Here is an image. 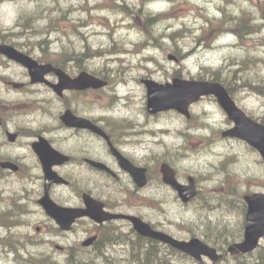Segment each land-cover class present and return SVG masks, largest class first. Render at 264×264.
Wrapping results in <instances>:
<instances>
[{"label":"rangeland","instance_id":"rangeland-1","mask_svg":"<svg viewBox=\"0 0 264 264\" xmlns=\"http://www.w3.org/2000/svg\"><path fill=\"white\" fill-rule=\"evenodd\" d=\"M115 2L122 4V11L119 13L114 12ZM98 5L111 11L100 10L96 8ZM222 7L235 15H239L242 10L251 11L256 23H264V0H3L0 2V34L10 37L13 42L19 41L27 45L26 49L31 50L30 54L33 56H65L61 54L63 49L72 54L76 47V51L82 52L83 59L78 64H70V69L80 64L90 67V70L109 71L106 76L111 79L112 85L104 91L97 104L98 114L115 116L116 107L126 104L129 109L123 113L117 110L120 114L116 117H130L134 126L140 130L139 135H132V139L128 140L131 152L135 153L137 158L152 156L151 168H158L165 158L171 159L180 175H194L203 189L199 201L195 204L183 206L175 200L168 204L155 201L150 208L140 209L141 212L156 224L163 222V229L178 238L189 239L196 236L210 244L219 245V249L221 246L220 251L225 254L219 264H239V261L255 264L254 261L258 258L252 255L257 250L252 254L235 256L236 253L229 252L228 249L232 244L233 235L243 232L244 215L240 197L247 191H264L262 157L240 140L223 139L221 132L230 126V121L214 98L206 97L194 104L191 107V119L176 110L162 111L150 116L145 111L147 89L141 81L144 77H150L165 83L176 76L211 80L212 70L221 68L223 75L231 76L232 85L229 88L238 104L248 114L261 119L264 116V97L252 92L242 81L247 75L250 76L254 61L257 66L252 71V77L250 76L251 83L264 77V28L249 35L245 44H241L234 35L228 36L224 32L215 35V32L204 29L208 24L207 17L215 18L214 20L222 17ZM130 8L139 11L136 18L140 21H143L144 14L150 18L158 12L171 10V14L170 18H157L152 21L149 33L144 35L132 27L135 12L129 13ZM36 10L42 11V19L39 21L41 32H35L33 37V31L26 30L18 38L17 31L25 27V19L31 21V17H36L31 16ZM23 11L34 12L29 15ZM17 26H21V29ZM155 33L160 34L163 41L159 40V43H162L165 50L153 46L150 38ZM203 33L209 36L207 41L199 39ZM29 37L33 42L28 40ZM145 40L149 45L144 46L141 43ZM26 49L22 50L28 52ZM100 49L106 54L99 51ZM91 50L100 58L93 59ZM118 50L119 53L109 54ZM175 51L183 54L189 51L190 55L179 63L168 57L169 54H176ZM150 56L155 59L147 60ZM88 57L92 59H87ZM23 70L20 65L0 58V75L21 74ZM234 71H237L236 75ZM6 89L0 82L2 98L11 99L10 96H16L26 99L24 106L18 105L12 109L18 113L10 123V129L16 131L17 126L22 124L37 130L42 129L43 134L55 137L57 145L67 151L90 144V137H80L82 134H74L71 129L52 128V125L58 126L57 119L60 111H63L59 104L60 98L56 94H46V102L35 106L31 100L38 98L39 94L27 91H11L8 94ZM117 93L118 98L115 95ZM91 96L93 97V93ZM114 100V106L108 108ZM21 111L25 113L22 114ZM145 127L155 132L145 133ZM163 130L168 132H159ZM177 130L183 132L178 138L174 134ZM33 139L24 137L20 143L5 144L2 153L23 154L26 161L30 162V156L27 157V142ZM96 144L101 150L100 143ZM182 147H188L187 151L180 150L186 154L182 159L176 153H167L171 148ZM73 169L72 165L64 167L68 174L79 176L80 172H69ZM4 174V180L0 183V237L8 233L16 235V243L19 244L16 251L34 255V260L30 257L22 264H76L73 262V252L79 259L77 252L70 250V254H66L55 245L68 247L69 244H80L86 237L83 235L85 224H79L69 234H50L48 229L51 228L52 222L45 219L34 198L38 188L35 181L40 172L32 170L21 174ZM156 183L153 182L152 186H156ZM160 190L170 198V193L165 188ZM56 192L63 200H69V203L71 199H76L69 188L59 187ZM44 222L50 226L46 228ZM11 225L13 226L9 229ZM19 235L24 242L31 241L34 245L22 244ZM239 239L238 237L236 241ZM12 246L11 242L10 246L0 248L4 252H0V264H20L14 259V255H10ZM114 255L124 259L128 253L114 251ZM8 256H13V260L8 259ZM173 261L178 264H197L196 261L180 256H173ZM206 261L210 264V260ZM113 264L120 263L116 261Z\"/></svg>","mask_w":264,"mask_h":264},{"label":"flooded vegetation","instance_id":"flooded-vegetation-1","mask_svg":"<svg viewBox=\"0 0 264 264\" xmlns=\"http://www.w3.org/2000/svg\"><path fill=\"white\" fill-rule=\"evenodd\" d=\"M0 58H4L3 56H0ZM5 59V58H4ZM7 60V59H5ZM11 61V60H10ZM17 65L18 63L11 61ZM23 72L21 74H2V79L0 78V82L2 85H5L7 87V92L10 94L11 91L15 92H22L27 91L28 93L32 94H39V98L41 99H33L37 101H32L31 103H45L47 98H45V95L48 93H53L55 95V92L50 87V84L48 83H41V84H31V79L29 76V73L26 68H24ZM77 72L71 73L72 75H76ZM47 78H49L51 81H56L58 79L57 75L53 72L47 75ZM22 81L25 82V86L22 88H15L12 83L13 81ZM93 93V97L91 94ZM104 89L102 88H88L85 90H66L61 96L59 104L63 109H68L70 112H75L78 115H81V117H85L86 120L90 121L94 126L97 128H101L105 134H107L113 145L116 146V148L123 153L126 157L129 158L130 162H132L135 165L143 166L146 168V177H147V183L144 186H139L134 179L132 178L131 174L128 173V171L124 170L119 162V159L117 156H115L112 152V149L110 147L109 142L104 138V136L97 134L95 132H92L88 129L86 130H80V129H72L74 134L76 133H86V136L83 138H88V136L91 139L90 144L87 145H81L79 148L74 149L72 151L64 150L61 147H58L57 141L55 137L50 136V141L55 145L57 149L65 153L66 155L70 156V165L74 167H80L83 170H89L90 176L86 177V181L90 182L93 186L92 192L90 193L94 198H97L101 200L104 204V208L107 211L113 212V213H129L134 214L142 218L144 221L149 222L150 220L147 215L143 214L140 209L142 208H150L151 204L155 201H159L164 204L170 203V201H178L179 203L183 204V206H189L192 203H197L201 197L202 194V188L200 187V184L198 182L197 185V192L194 196L189 198V200L184 201V196L181 195L175 187L171 185L162 184L159 181L160 178V167L157 168H151L150 162L152 160V156L145 155L143 158H137V155L135 153H132L129 148L128 140L132 139V135H139L140 130L137 129L134 126V122L132 119L128 116L123 117H116L117 110H120L122 113L129 109L126 104L125 109H122L123 105H120L119 107H116V111L114 113L115 116L111 115L109 117H106L104 115L98 114L96 110L97 104L99 103L100 99L103 97ZM11 101L17 100L16 96H10ZM0 99H2L0 97ZM54 100V99H53ZM2 102L0 111L3 113L6 112L9 108V102L2 99L0 100ZM113 107V106H110ZM108 107V108H110ZM134 118H137L134 116ZM8 126H10V122L7 121ZM59 124V122H58ZM4 130L0 132V141L4 142V135L6 136L7 132L9 131L8 128L2 127ZM52 128H66L65 126H57L54 127L52 125ZM68 129V128H66ZM70 130V129H69ZM127 130H129V133H127ZM16 131L19 133V135H27L31 136L34 133L28 130L26 126L19 125L16 128ZM55 131V130H53ZM83 131V132H82ZM145 133H150L151 129L145 127L143 129ZM130 137H127L129 136ZM35 139H39L43 137L42 134H35ZM217 139L215 138V141ZM100 143L101 150H99L97 142ZM164 142V141H163ZM177 143V142H176ZM212 144V143H211ZM168 149V148H167ZM168 153V152H167ZM146 154V153H145ZM17 159H14L15 162L19 163V165L23 166V162H25V157H23V154H18ZM31 157H35L34 154L31 153ZM184 158L182 156L180 159ZM36 163V166H38L39 170L42 171V164L40 163L39 159ZM153 159H156V157H153ZM95 160L99 162H104L106 165H108L110 168H112L114 171H116L117 174L108 173L104 170H98L93 164H91L89 161ZM21 161V162H20ZM158 162V161H157ZM26 163V162H25ZM68 165H57L55 168L58 171H65L64 167H67ZM98 173L103 177L102 181L94 180L92 173ZM180 171L176 170L177 178L178 180L183 184H188L190 181V178L192 177L189 173H184L183 175L179 174ZM66 177V175H64ZM162 178V177H161ZM153 182H157L156 186H152ZM44 184L43 182V191L44 193ZM197 184V183H196ZM71 185L68 184L67 187ZM71 187V186H70ZM57 186L53 185L51 188V196L54 200L55 199V193H56ZM161 188H165L167 192L170 193V198L167 194H163V192L160 190ZM73 191V190H72ZM95 191L100 193V197L98 196L99 193H96ZM74 192V191H73ZM191 190L188 191L190 193ZM84 193V192H83ZM40 194V196L42 195ZM232 194V192H231ZM76 199H71L70 204L69 200L65 201L64 204L66 205H72L74 207H84L85 202L82 196L78 197L75 193ZM57 201V200H56ZM79 221H83L89 224V228L86 231L87 237H91L93 240V243L90 245L92 248H99L101 251L109 252L113 251V247L115 244H118L119 246H123L125 243H127V240L132 242H137L139 240V236L135 230L133 223L128 219H121V220H107L102 223H97L94 220H92L89 217H85L82 219H78L74 225L79 223ZM45 223V222H44ZM152 226L157 230H164L162 225H164L163 222H160L159 224L151 223ZM44 226H47V223H45ZM73 229V228H72ZM53 229H49V233H52ZM117 233V234H116ZM84 233V235H86ZM110 234H116L115 236H110ZM87 239V238H86ZM143 239V238H142ZM85 240V239H84ZM82 241L83 244L85 241ZM145 243L143 242L144 246L147 248L149 244H151V239L146 238L144 239ZM141 244H136L134 246H131L132 250H136L139 247H142ZM64 249V248H63Z\"/></svg>","mask_w":264,"mask_h":264},{"label":"water","instance_id":"water-1","mask_svg":"<svg viewBox=\"0 0 264 264\" xmlns=\"http://www.w3.org/2000/svg\"><path fill=\"white\" fill-rule=\"evenodd\" d=\"M0 52L25 64L30 69V74L34 81L43 79L45 73L54 70L60 77V82L54 85L59 93L65 88L86 89L89 87L100 88L107 85L106 80L98 78L86 71L81 72L76 78H72L63 70L54 68L50 64L38 65L36 60L17 52V50L10 45H0ZM144 82L148 88V109L151 113L177 109L187 117H190L191 113L189 107L191 104L199 101L204 95H215L218 98L220 105L227 112L229 118L235 123L234 127L226 130L223 135L238 137L247 141L257 148L264 157V124L256 122L249 117L246 112L236 104L222 83L185 78H175L173 81L167 83H160L152 79H145ZM62 119L69 126L91 128L97 132L99 131L103 133L102 130L94 126L90 121L73 115L69 110L62 116ZM16 137L17 134L9 133L10 140L14 141ZM34 148L42 158L45 176L49 181L46 187V194L41 200V203L44 205L48 214L58 222L62 229H70L77 218L86 215L92 217L98 222L117 217H124L131 219L134 222L136 230L141 234L170 244L174 248L184 251L198 260H202V255L208 256L214 261H217L222 257L215 248L204 243L199 238H193L190 241L178 240L165 232L154 230L148 223L142 221L139 217L105 212L102 210L103 204L101 202L94 200L87 195H85L87 203V208L85 209L63 207L55 204L49 196V186L54 182H65V180L61 178L52 167L56 163L67 161L68 157L54 150L45 139L36 142ZM121 157L125 162L123 164L124 167L131 172L135 181L139 185L145 184L146 169L133 165L122 155ZM3 166L17 169L16 166L10 163H4ZM100 166L109 170V168L103 164H100ZM161 171L164 180L167 183L173 184L178 190H180L185 199L196 194V190H193L195 185V179L193 177L190 178V186H182L175 177V170L168 163L162 164ZM187 190H191L190 194L186 193ZM245 199L248 204V210L246 215L244 239L230 248L232 251L238 250L244 253L256 249L260 240L264 237V192H256L246 195Z\"/></svg>","mask_w":264,"mask_h":264},{"label":"trees","instance_id":"trees-1","mask_svg":"<svg viewBox=\"0 0 264 264\" xmlns=\"http://www.w3.org/2000/svg\"><path fill=\"white\" fill-rule=\"evenodd\" d=\"M115 11V10H114ZM135 12V11H133ZM139 12H135L136 15H138ZM166 15L164 14H159L155 17H145L144 14V20L139 22H135V25L138 26L139 28H141L146 34L149 33L150 28H151V23L152 21H154L155 19H164ZM235 16V14H233L232 12H229L227 10L224 11V16L220 19H216V20H209V24L208 26H206L204 29L208 30L209 32H215V35H219L222 32H233L239 39V42L241 44H245L246 41L248 40L249 35L255 34L259 31H261L264 28V23H256L255 19L252 16V12L248 11V10H242L240 12L239 15V19L238 20H234L231 17ZM32 20H28L25 19V22L23 23L25 25V27L23 28V31L26 30H32L33 33L35 34V32H41L40 31V26H39V21L42 18L39 17H31ZM264 19V16H263ZM211 36V35H210ZM151 38L153 39V41L157 40V36L156 34H152ZM209 38V36L207 34H201L199 36V39L203 40V41H207ZM264 42V39H263ZM41 44V43H40ZM77 48L75 47V50L72 54L67 53L66 51H61V54H64L65 56H60L59 58L57 57H53L52 61L56 64V65H60V64H66L68 61L74 60L75 62H79L83 59V54L81 51H76ZM96 53L95 51H91V54ZM190 55V52H186L184 55L182 53L181 57L182 59H186L188 56ZM67 65V64H66ZM257 66L256 61L253 62V69L250 72V76L252 77V71L254 70V67ZM79 67H81V65L79 64ZM222 69L218 68V69H214L211 72V79L216 80V81H221L222 83H224L228 88L232 85L231 83V76L227 75H223L222 73ZM235 75L237 73V71H234ZM250 76H246L244 77L242 83L245 84V86L250 87L251 89L256 90L257 92L261 93V95H264V77H261L260 81L257 82H253L251 83V77ZM245 214V212L243 213V215ZM244 227V220L242 221V228ZM242 233H240V235H233V240H232V244L237 240V238H241L242 237ZM72 251H75V249H73ZM77 252L78 257H80L79 259H77L74 256V252H73V262L76 264H100L103 263V261H99V260H94V258L92 257H88L86 256V254H83L81 252L75 251ZM252 254V253H250ZM102 255H105L104 252H102ZM235 256H237V254H235ZM252 256H257L258 259H256L254 262L255 264H264V246H261ZM32 259L34 260L35 257L31 256ZM40 264V263H39ZM123 264H127V262H123ZM166 264H170V262H167ZM214 264H219V263H214ZM239 264H245L243 261H239Z\"/></svg>","mask_w":264,"mask_h":264},{"label":"bare ground","instance_id":"bare-ground-1","mask_svg":"<svg viewBox=\"0 0 264 264\" xmlns=\"http://www.w3.org/2000/svg\"><path fill=\"white\" fill-rule=\"evenodd\" d=\"M130 10H132V8H130ZM129 10V11H130ZM24 13H28V11H23ZM32 12H34V11H30L28 14L30 15ZM36 13H34V14H31V16H36V17H41L42 16V11H40V10H36L35 11ZM232 19H234V20H238L239 19V16H237V15H235V16H233V17H231ZM126 107H125V105H123L122 106V109L124 110ZM32 256V254H26L25 256H24V259H29L30 257Z\"/></svg>","mask_w":264,"mask_h":264}]
</instances>
